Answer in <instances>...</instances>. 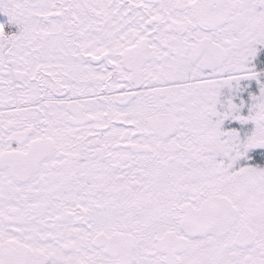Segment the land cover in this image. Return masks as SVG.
<instances>
[{
	"label": "snow or ice",
	"instance_id": "1",
	"mask_svg": "<svg viewBox=\"0 0 264 264\" xmlns=\"http://www.w3.org/2000/svg\"><path fill=\"white\" fill-rule=\"evenodd\" d=\"M0 264H264V0H0Z\"/></svg>",
	"mask_w": 264,
	"mask_h": 264
}]
</instances>
